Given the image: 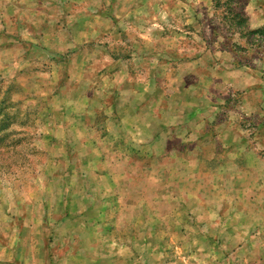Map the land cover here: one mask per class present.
<instances>
[{"label":"rangeland","instance_id":"1","mask_svg":"<svg viewBox=\"0 0 264 264\" xmlns=\"http://www.w3.org/2000/svg\"><path fill=\"white\" fill-rule=\"evenodd\" d=\"M0 264H264V0H0Z\"/></svg>","mask_w":264,"mask_h":264},{"label":"crops","instance_id":"2","mask_svg":"<svg viewBox=\"0 0 264 264\" xmlns=\"http://www.w3.org/2000/svg\"><path fill=\"white\" fill-rule=\"evenodd\" d=\"M234 84V83H233ZM215 87H217V85H215ZM195 105H198L197 103H195ZM224 135H227V134H224ZM237 136H240V135H237Z\"/></svg>","mask_w":264,"mask_h":264}]
</instances>
